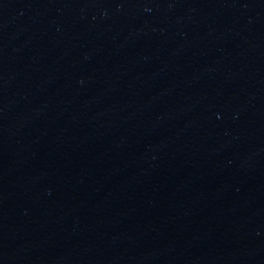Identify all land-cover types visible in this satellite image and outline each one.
I'll return each mask as SVG.
<instances>
[{
	"label": "water",
	"instance_id": "1",
	"mask_svg": "<svg viewBox=\"0 0 264 264\" xmlns=\"http://www.w3.org/2000/svg\"><path fill=\"white\" fill-rule=\"evenodd\" d=\"M0 264H264V0H0Z\"/></svg>",
	"mask_w": 264,
	"mask_h": 264
}]
</instances>
